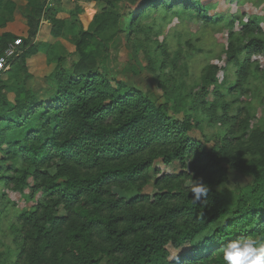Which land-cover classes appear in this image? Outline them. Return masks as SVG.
Here are the masks:
<instances>
[{
  "label": "trees",
  "instance_id": "16d2710c",
  "mask_svg": "<svg viewBox=\"0 0 264 264\" xmlns=\"http://www.w3.org/2000/svg\"><path fill=\"white\" fill-rule=\"evenodd\" d=\"M27 1L29 26L38 27L45 4ZM106 1L89 30L77 35L68 21L49 18L55 42L28 46L30 37L23 39L19 49L24 51L11 59L9 78L0 73V184L23 191L33 178V192L43 189L45 194L19 216L14 264H224L223 247L229 241L264 240V127H251L248 106L237 107L226 98L254 78L251 58L264 53V39L256 36L263 32L259 17L242 25L247 42L229 44L223 86L220 66L212 63L198 90H184L182 84L172 89L184 50L157 46L155 72L169 62L174 71L160 79L166 97L173 99L170 107L93 66H68L67 57L53 55L56 39L73 35L72 57L92 64L126 33V24L127 36L135 34L151 11H194L208 24L225 18L203 11L207 0H133L129 12L122 10V0ZM16 10L15 1L0 0V30ZM17 39L0 32V56ZM40 53L62 65L52 77L54 95L45 98L11 82ZM235 77L236 83L226 87ZM211 93L212 101L207 99ZM172 108L176 113L184 108L183 116L172 115ZM206 119L226 126L212 146L191 135ZM160 164L179 173H163ZM240 173L247 181L239 182L240 192L229 200L219 188ZM193 179L210 186L204 205L193 204L185 187Z\"/></svg>",
  "mask_w": 264,
  "mask_h": 264
},
{
  "label": "rangeland",
  "instance_id": "374dc122",
  "mask_svg": "<svg viewBox=\"0 0 264 264\" xmlns=\"http://www.w3.org/2000/svg\"><path fill=\"white\" fill-rule=\"evenodd\" d=\"M13 1L17 4V10L13 18L1 30L16 35L21 44H23V39L30 37L28 46L31 44L40 45L43 42L39 37L40 30L44 28L48 33V27L45 28V26L52 25L49 19L51 17L68 21V24L74 26L73 31L77 35L81 30H89L96 15L107 8L106 0H39L40 4H45L46 9L40 17V25L30 28L28 1ZM119 4L124 12H129L134 1L122 0ZM203 11H207L210 17L222 16L225 20L208 24L194 11L182 10L179 13L169 14L164 10H155L144 14V18L138 23L140 28L138 27L135 34L127 36L130 27L126 24L128 27L126 33L118 35L115 41L110 44L109 52L104 54L101 59H96L92 64L80 63L78 58L72 57L75 46L70 41V38L73 37L71 34L58 39L53 55L67 57L68 66L75 62L82 67V70L87 66H93L92 68L95 70L100 69L109 78L141 90L145 95L152 97L157 104L168 103L172 107L173 99L166 97L162 76L164 73L168 75L174 71L169 62L162 72H155V69L160 66L157 61L158 56L154 55L158 45L167 44L172 52H176L179 48L184 50V57L179 63L182 70L173 73L176 83L171 88L174 89L182 84L184 90L192 88L196 91L204 71L212 63L220 66L217 74L219 85L225 84L223 80H225L228 69L227 48L231 42L235 44L240 41L247 42L248 38L242 36V25L250 17H259L263 32L257 33L256 36L264 39V0H207ZM233 16H236L234 22L229 21V23L227 19H231ZM35 31L37 33L33 35L32 32ZM180 39H182V44L179 43ZM23 51L22 48L15 58H19ZM151 58H154V61H151ZM49 59L50 56L48 57L44 53L29 59L24 64L26 70H23L18 78H12L11 82L25 85L40 98L54 95L52 77L61 69L62 65L58 60L49 61ZM251 63L255 73L254 78L250 79L242 90H238L237 93L228 95L226 98L236 101L237 107L248 106L251 127H264V53L253 55ZM8 71L1 73V76L4 77L6 74V80L9 78ZM235 83L236 77L235 79L230 78L226 87ZM6 91L4 90V92ZM8 96L11 100L14 98L12 93ZM213 98L214 94L211 93L207 99L212 101ZM180 110V113H176L172 108L170 113L182 117L184 108H180ZM225 130L226 126L220 123L211 124L206 119L203 125L191 135L207 142L208 146H212L219 138L217 136H223ZM160 167L163 173H179L178 169L172 165L160 164ZM235 176L233 175L227 185L219 188L221 194L229 200H232L240 192L239 182L246 183L247 181L246 176L241 173L240 176H237L238 178ZM34 186L33 178H29L28 187L23 191H17L13 185L0 184V264H14L16 261L18 252L16 237L20 232L18 222L20 214L44 200L43 189L33 192ZM114 192L118 196L128 197L124 190L114 189Z\"/></svg>",
  "mask_w": 264,
  "mask_h": 264
},
{
  "label": "clouds",
  "instance_id": "9594fccd",
  "mask_svg": "<svg viewBox=\"0 0 264 264\" xmlns=\"http://www.w3.org/2000/svg\"><path fill=\"white\" fill-rule=\"evenodd\" d=\"M185 187L193 204H206L210 186L203 179H193ZM222 260L224 264H264V240L253 237L231 240L223 247Z\"/></svg>",
  "mask_w": 264,
  "mask_h": 264
},
{
  "label": "built area",
  "instance_id": "2783aa9c",
  "mask_svg": "<svg viewBox=\"0 0 264 264\" xmlns=\"http://www.w3.org/2000/svg\"><path fill=\"white\" fill-rule=\"evenodd\" d=\"M20 45H22L21 41L17 39L14 45L11 48H9L4 55L0 56V73L6 72L10 69L12 64L11 59L19 55Z\"/></svg>",
  "mask_w": 264,
  "mask_h": 264
},
{
  "label": "crops",
  "instance_id": "0c3cea01",
  "mask_svg": "<svg viewBox=\"0 0 264 264\" xmlns=\"http://www.w3.org/2000/svg\"><path fill=\"white\" fill-rule=\"evenodd\" d=\"M48 27V33H46V29H42L40 30V34H39V37L41 38L42 41H49L51 43L55 42V39L52 38V35H51V26H45V28ZM0 32H3L2 30ZM59 39V38H58ZM58 39H56V41H58Z\"/></svg>",
  "mask_w": 264,
  "mask_h": 264
}]
</instances>
